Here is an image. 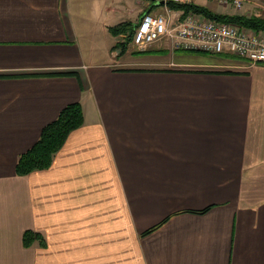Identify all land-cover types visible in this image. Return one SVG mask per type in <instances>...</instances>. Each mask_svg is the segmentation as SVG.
<instances>
[{
  "label": "crops",
  "instance_id": "1",
  "mask_svg": "<svg viewBox=\"0 0 264 264\" xmlns=\"http://www.w3.org/2000/svg\"><path fill=\"white\" fill-rule=\"evenodd\" d=\"M230 8L210 10L264 14ZM112 26L113 0H0V264H264V64L164 47L140 63ZM76 102L51 166L15 175ZM26 230L44 244L23 249Z\"/></svg>",
  "mask_w": 264,
  "mask_h": 264
},
{
  "label": "built area",
  "instance_id": "2",
  "mask_svg": "<svg viewBox=\"0 0 264 264\" xmlns=\"http://www.w3.org/2000/svg\"><path fill=\"white\" fill-rule=\"evenodd\" d=\"M152 6L166 10L143 13L131 34V45L141 51L165 42L172 51L202 53L210 56L230 54L250 64H264V32L251 31L239 25L206 19L188 13L183 19L172 20L166 2L189 3L191 0H149ZM223 7L239 9L242 0H210ZM162 3V5H157ZM125 37V35H121Z\"/></svg>",
  "mask_w": 264,
  "mask_h": 264
},
{
  "label": "trees",
  "instance_id": "3",
  "mask_svg": "<svg viewBox=\"0 0 264 264\" xmlns=\"http://www.w3.org/2000/svg\"><path fill=\"white\" fill-rule=\"evenodd\" d=\"M150 10L154 8L151 4ZM166 7L170 11L181 12L180 18L183 19L188 13L201 15L206 19L217 20L239 25L251 31L264 32V16H245V15H221L212 12L207 7L197 5L192 1L189 3L166 2ZM149 10V12H150ZM133 25L131 22H121L109 28V32L116 39L112 50L118 49L117 57L124 55L129 47ZM128 34H130L128 36ZM125 35V37H121ZM151 51V52H150ZM132 51V55H146L151 53H161L165 51L152 52ZM170 71V70H167ZM173 71V70H171ZM179 72H204L201 70H174ZM83 124V110L80 103H71L65 106L58 114L55 120L47 124L42 130L37 141L24 153L20 154L16 162L14 172L17 176H25L35 171H41L49 168L52 164L55 154L63 146L69 133ZM38 241L39 245L44 244L42 236L30 230H26L21 235V245L28 249Z\"/></svg>",
  "mask_w": 264,
  "mask_h": 264
},
{
  "label": "rangeland",
  "instance_id": "4",
  "mask_svg": "<svg viewBox=\"0 0 264 264\" xmlns=\"http://www.w3.org/2000/svg\"><path fill=\"white\" fill-rule=\"evenodd\" d=\"M192 1V0H191ZM253 5H245L246 7H244V2L242 1V7L239 8V9H235L232 7L229 9L230 12H237L239 14H242L243 12H245L246 10H250V11H254L255 13H258L256 10H259V11H262L264 12L263 9H256V5H254V3L256 4V2H259V0H249ZM119 2H122L119 4ZM144 2H146L147 4H151V1L149 0H144ZM204 3L206 5L209 6V8L211 10H221L220 8H222L223 6L218 4V3H215V2H211L210 0H205ZM139 11H141V8L139 7V5L137 4V0H113V26L123 22V21H130L132 23H135L139 18H138V15H139ZM249 11V12H250ZM160 12H163L164 11H160ZM169 14H170V10L167 11ZM248 12V11H247ZM152 13H154V11H152ZM172 14V13H171ZM249 15H252V13H248ZM262 16H264V14H261ZM173 20V19H172ZM130 34H128L129 36ZM114 39V38H113ZM165 42H158L152 46L149 47V49L147 48V50H154L152 52H155V50H159V49H162L163 47L165 48L166 45H164ZM145 50V51H147ZM132 51H141V50H138L136 48H134L131 43L129 44V47L127 49L126 52H128L126 54V56H129L130 58H133L134 60L133 61H136V60H139L141 59L142 55H140L139 57L136 56V57H132V54L131 52ZM151 52V51H150ZM162 54L166 53V52H161ZM161 53H151V54H161ZM131 54V55H130ZM178 55H190V56H195V55H203L202 53H184V52H177ZM150 55V54H149ZM135 56V55H134ZM146 56V55H145ZM170 58V57H169ZM167 61V60H165ZM136 62H140V63H145L143 60H140V61H136ZM151 64H155L154 62L151 63ZM158 64V63H157ZM156 64V66H157ZM156 66H150V67H156ZM160 66V65H159ZM24 232V231H23ZM22 232V233H23ZM35 243H38L39 245V242L36 241L34 242L31 246H33ZM22 246V245H21ZM23 248V247H22ZM24 249V248H23ZM30 247L26 250H29Z\"/></svg>",
  "mask_w": 264,
  "mask_h": 264
},
{
  "label": "bare ground",
  "instance_id": "5",
  "mask_svg": "<svg viewBox=\"0 0 264 264\" xmlns=\"http://www.w3.org/2000/svg\"><path fill=\"white\" fill-rule=\"evenodd\" d=\"M237 1H240V0H237ZM133 32V31H132ZM130 43H131V40H130Z\"/></svg>",
  "mask_w": 264,
  "mask_h": 264
},
{
  "label": "water",
  "instance_id": "6",
  "mask_svg": "<svg viewBox=\"0 0 264 264\" xmlns=\"http://www.w3.org/2000/svg\"><path fill=\"white\" fill-rule=\"evenodd\" d=\"M157 5H162V3H160V4H157Z\"/></svg>",
  "mask_w": 264,
  "mask_h": 264
}]
</instances>
